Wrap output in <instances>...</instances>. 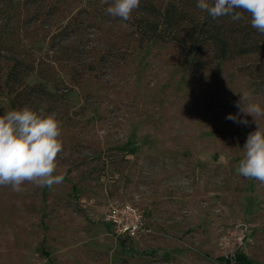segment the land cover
Segmentation results:
<instances>
[{
    "label": "rangeland",
    "instance_id": "374dc122",
    "mask_svg": "<svg viewBox=\"0 0 264 264\" xmlns=\"http://www.w3.org/2000/svg\"><path fill=\"white\" fill-rule=\"evenodd\" d=\"M46 4L34 21L22 17L34 6H21L0 37V114L55 113L57 174L67 180L0 186V264H227L218 239L236 222L251 235L236 264H264V183L236 170L248 134L264 128V116L237 107L244 92L264 107V39L254 51L219 60L208 47L191 61L176 43L137 47L120 23L108 35L85 30L76 51L74 33L54 36L76 6ZM17 54L35 65L11 84ZM123 201L156 224L149 237L129 240L103 223Z\"/></svg>",
    "mask_w": 264,
    "mask_h": 264
},
{
    "label": "trees",
    "instance_id": "16d2710c",
    "mask_svg": "<svg viewBox=\"0 0 264 264\" xmlns=\"http://www.w3.org/2000/svg\"><path fill=\"white\" fill-rule=\"evenodd\" d=\"M0 37L2 33L11 34L16 27L13 22L21 6H34L32 9L22 11L23 18L30 21L40 19L41 5L53 7L58 4L76 6L74 12L69 14L68 22L59 27V32L54 36L64 33H74L75 43L73 48L80 51L86 46L81 45L85 32L87 35L97 36L98 33L111 34L115 24L123 23L129 30L128 35L134 36L137 47L146 45L176 43L182 48L185 58H193L211 47L214 57L222 60L232 53L239 54L254 51L261 47L264 34L251 27L250 15L243 14L239 21H233L229 16H223L213 20L207 12L197 7V0H140V6L136 9L128 21L114 18L107 14L106 9L110 3L103 0H0ZM40 6V7H39ZM57 9V8H56ZM62 13V12H61ZM60 13V16H61ZM44 16V15H43ZM13 25V26H12ZM86 30V31H85ZM85 31V32H84ZM87 37V36H86ZM1 39V38H0ZM93 50V46H88ZM0 42V52L2 51ZM113 49L107 47L106 51ZM12 61L10 71L5 75L6 82L14 84L22 81L34 68L33 57L26 54L9 56ZM24 66L22 71L21 67ZM18 71V72H16ZM44 87L45 84H39ZM36 86V84H34ZM13 105V102H11ZM63 180H67L66 176ZM243 260L241 253L237 260ZM243 264H250L243 262Z\"/></svg>",
    "mask_w": 264,
    "mask_h": 264
},
{
    "label": "clouds",
    "instance_id": "9594fccd",
    "mask_svg": "<svg viewBox=\"0 0 264 264\" xmlns=\"http://www.w3.org/2000/svg\"><path fill=\"white\" fill-rule=\"evenodd\" d=\"M110 3L107 14L123 21L130 20L139 8L140 0H103ZM197 7L216 20L229 16L239 21L244 13L250 15L251 27L264 34V0H197ZM251 93L240 95L237 107L244 115L264 116V107L248 102ZM226 119L247 124L229 114ZM243 146V157L238 162L237 173L245 178L264 183V128L256 124ZM62 122L55 113L41 114L24 106L0 114V186H10L21 191L25 183L38 186L53 185L63 181L57 174L58 156L63 151Z\"/></svg>",
    "mask_w": 264,
    "mask_h": 264
},
{
    "label": "built area",
    "instance_id": "2783aa9c",
    "mask_svg": "<svg viewBox=\"0 0 264 264\" xmlns=\"http://www.w3.org/2000/svg\"><path fill=\"white\" fill-rule=\"evenodd\" d=\"M102 221L109 225L115 234L129 240L147 238L153 233L144 211L131 201L109 204L103 213ZM250 239L248 226L244 222L227 226L218 239L222 261L236 264L237 255L245 249Z\"/></svg>",
    "mask_w": 264,
    "mask_h": 264
},
{
    "label": "crops",
    "instance_id": "0c3cea01",
    "mask_svg": "<svg viewBox=\"0 0 264 264\" xmlns=\"http://www.w3.org/2000/svg\"><path fill=\"white\" fill-rule=\"evenodd\" d=\"M149 225L152 227V229L156 228V224L155 223L152 224V223L149 222ZM250 237H251V235H250Z\"/></svg>",
    "mask_w": 264,
    "mask_h": 264
},
{
    "label": "bare ground",
    "instance_id": "6f19581e",
    "mask_svg": "<svg viewBox=\"0 0 264 264\" xmlns=\"http://www.w3.org/2000/svg\"><path fill=\"white\" fill-rule=\"evenodd\" d=\"M146 214V213H145Z\"/></svg>",
    "mask_w": 264,
    "mask_h": 264
}]
</instances>
